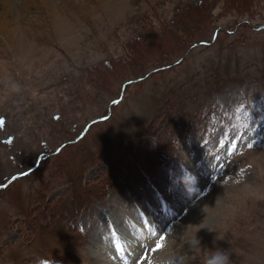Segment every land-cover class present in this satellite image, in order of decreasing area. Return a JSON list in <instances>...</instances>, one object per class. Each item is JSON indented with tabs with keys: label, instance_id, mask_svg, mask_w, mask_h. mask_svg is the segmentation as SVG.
<instances>
[{
	"label": "rangeland",
	"instance_id": "obj_1",
	"mask_svg": "<svg viewBox=\"0 0 264 264\" xmlns=\"http://www.w3.org/2000/svg\"><path fill=\"white\" fill-rule=\"evenodd\" d=\"M225 58L264 69V0H0V264H264V90L225 88L210 119L189 100ZM73 194L79 229H43Z\"/></svg>",
	"mask_w": 264,
	"mask_h": 264
},
{
	"label": "trees",
	"instance_id": "obj_2",
	"mask_svg": "<svg viewBox=\"0 0 264 264\" xmlns=\"http://www.w3.org/2000/svg\"><path fill=\"white\" fill-rule=\"evenodd\" d=\"M217 39H218V35L216 36L215 42L217 41ZM200 42L203 43L202 41H200ZM193 45H195V44H193ZM193 45H191V46H193ZM212 45L213 44L206 45L205 47H211ZM197 47L198 46H196L195 48H197ZM195 48H191V51ZM186 60L187 59L184 58L182 60V62H180V63L175 62V63H177V64H175V66H168L167 65V67H163V68L160 67V68L156 69L157 71L154 70L152 74L156 75V74H160V73H167V72L171 71L173 68L180 66L181 64L184 65ZM233 60L234 59H232V58H225V59H222V61L219 60L218 63L211 64L210 66H212V67H209L206 70V72H198L197 74H195L193 76L192 79L190 77L191 80H189L188 82L193 84L194 92L196 93V95H198L197 97H191L189 99L190 103H194L196 101H202L203 104L209 105L208 108H205L204 110H202V112L199 113L200 116H204V115H202L204 113L207 117L209 116L208 119H210L211 115L215 114L214 116H216L218 113H220V112H218L220 110L214 106L215 104L213 103V97L215 94H218L219 92H221L222 90H224L225 88H227L229 86H233V85L243 86L248 82H253L257 85L258 89L264 90V69H261L259 63L252 64L253 66L251 68L247 67L245 69H242V66L239 65L238 63H233ZM224 62H226V63H224ZM257 67L260 68V72L255 73L256 70H252V69H255ZM150 76L151 75H147L144 78L136 79L134 81L129 80V81L122 82L121 88H120L121 89L120 93H122V89L126 90L128 87H130L134 84H140V83L144 82L145 80H147ZM198 77H199V80H198ZM196 98H198V99L196 101H194ZM122 99L119 100V102L115 103L112 106V112L106 120L98 122V123H94L92 126L94 127L96 125H100V124L107 123L108 121H110L114 115L115 109H117L120 106V104L123 102ZM199 109H200V107H199ZM157 110H158V108H156L152 112L154 113ZM198 112L199 111H197V112L194 111L193 114H185V111H183L181 113V117L184 121V124L178 123L179 128L182 129V128H185L186 126H190L189 118L194 117V115L196 117ZM184 116H186V118H183ZM172 117H175L178 119L181 118V117H179L178 114L174 115ZM206 118H205V121H206ZM205 121L202 123V125H204ZM194 126H196V123L194 124ZM194 126L192 125V127H194ZM91 129H92V127H90L86 131L85 134H84V132L75 133V131H74L73 133L76 134V136H74L73 139H71L67 143L62 144L61 146L57 147V149L55 151H53V153H49V150L47 148L45 153H49L50 156L49 157H43L41 159L40 165L42 163L47 162L49 159H51V157L54 158L56 156H59L61 153H63V151L65 149L78 146V144H80V142H83V140L88 138V134L91 131ZM136 129H138V128H136ZM139 131H143V130H139ZM139 131L134 129L130 133V135L134 138L135 137L137 138L139 136V133H140ZM108 138H109V136H108ZM86 144H89V143H86ZM130 144H132V143H128L127 145H130ZM122 149L123 148H121V150ZM128 149H129V151H127V152H129V153H127L126 158L121 161L122 165H120V166L115 165L117 167L113 168L112 173L110 175H108V173L105 174L106 177L101 182H99V184L97 185V188H96L98 192H102V194H105L106 190L110 186L109 184H111L112 182L115 181L113 179L118 174H120L121 172L127 173L128 171H126V170H128V165L137 161V160H135L136 155L133 157V155H134L133 152H136V151H134V150H136V144L132 147L128 146ZM35 163L33 164L32 167H29V169L27 168L28 170L21 172V174H24L25 172H29L31 170L28 174L16 179L14 182L24 180V179L30 177L32 174H34L40 168V165L37 166L38 164L35 165ZM79 199H81V198L79 197ZM79 199H76V197L73 194L67 200H64L61 202L58 201V203H61V204L58 205L57 208L48 209L47 213H45V212L43 213L41 211L40 212L41 217L43 218L45 216L47 219V222L43 225V229H50V230L62 229L65 231H67L68 229L73 230V231H76L77 229H79L78 226L73 224L74 222H76V220L80 216V213L84 210V208L82 206V201ZM42 218H40V219H42ZM40 219H39V221H42ZM59 227H63V228H59Z\"/></svg>",
	"mask_w": 264,
	"mask_h": 264
},
{
	"label": "clouds",
	"instance_id": "obj_3",
	"mask_svg": "<svg viewBox=\"0 0 264 264\" xmlns=\"http://www.w3.org/2000/svg\"><path fill=\"white\" fill-rule=\"evenodd\" d=\"M170 260L155 261L154 264H168V261H170ZM213 264H228V257L224 254L218 253L215 260L213 261Z\"/></svg>",
	"mask_w": 264,
	"mask_h": 264
},
{
	"label": "bare ground",
	"instance_id": "obj_4",
	"mask_svg": "<svg viewBox=\"0 0 264 264\" xmlns=\"http://www.w3.org/2000/svg\"><path fill=\"white\" fill-rule=\"evenodd\" d=\"M7 4V3H6ZM111 5V4H110ZM8 8V7H7ZM2 10V9H1ZM90 10V9H89ZM86 11V10H85ZM5 12V11H4ZM55 12V11H54ZM2 13V12H1ZM3 15V20L5 21V20H8V16H6V14H2ZM12 16V15H11ZM75 17V16H74ZM79 17V16H78ZM77 18V17H76ZM194 48V47H193ZM203 78V77H202ZM204 80V79H203ZM172 110V109H171ZM173 118V117H172ZM151 125V124H150ZM139 133V132H138ZM160 143V142H159ZM156 146V145H155ZM160 147V146H159ZM15 204V203H14Z\"/></svg>",
	"mask_w": 264,
	"mask_h": 264
},
{
	"label": "water",
	"instance_id": "obj_5",
	"mask_svg": "<svg viewBox=\"0 0 264 264\" xmlns=\"http://www.w3.org/2000/svg\"><path fill=\"white\" fill-rule=\"evenodd\" d=\"M105 119H106V118H103V119H101V120L103 121V120H105ZM95 122H97V121H95ZM16 178H17V177H15V179H16ZM13 180H14V179H12L10 182H12Z\"/></svg>",
	"mask_w": 264,
	"mask_h": 264
},
{
	"label": "snow or ice",
	"instance_id": "obj_6",
	"mask_svg": "<svg viewBox=\"0 0 264 264\" xmlns=\"http://www.w3.org/2000/svg\"><path fill=\"white\" fill-rule=\"evenodd\" d=\"M2 123H3V121H0V124H2ZM13 179H15V177Z\"/></svg>",
	"mask_w": 264,
	"mask_h": 264
}]
</instances>
